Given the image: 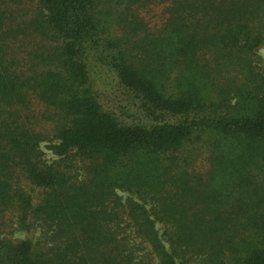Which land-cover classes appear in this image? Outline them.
Wrapping results in <instances>:
<instances>
[{
  "label": "trees",
  "instance_id": "trees-1",
  "mask_svg": "<svg viewBox=\"0 0 264 264\" xmlns=\"http://www.w3.org/2000/svg\"><path fill=\"white\" fill-rule=\"evenodd\" d=\"M263 44L264 0H0V264H264Z\"/></svg>",
  "mask_w": 264,
  "mask_h": 264
},
{
  "label": "rangeland",
  "instance_id": "rangeland-1",
  "mask_svg": "<svg viewBox=\"0 0 264 264\" xmlns=\"http://www.w3.org/2000/svg\"><path fill=\"white\" fill-rule=\"evenodd\" d=\"M258 54L261 57V60H262L261 64L264 67V44L258 49ZM47 144H48L47 142L43 143L42 147L45 151V154H46L45 156L51 160L55 156L53 155L52 151L48 149ZM159 226H161V225H159ZM10 236H12L16 240L33 239L34 241H37V239L40 237V232L34 231V233L33 232L27 233L24 231H15V232L11 233Z\"/></svg>",
  "mask_w": 264,
  "mask_h": 264
}]
</instances>
